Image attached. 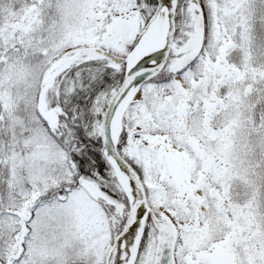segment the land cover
<instances>
[{
  "label": "snow or ice",
  "instance_id": "obj_1",
  "mask_svg": "<svg viewBox=\"0 0 264 264\" xmlns=\"http://www.w3.org/2000/svg\"><path fill=\"white\" fill-rule=\"evenodd\" d=\"M0 264H264V0H0Z\"/></svg>",
  "mask_w": 264,
  "mask_h": 264
}]
</instances>
